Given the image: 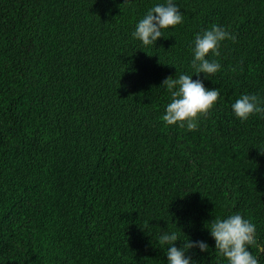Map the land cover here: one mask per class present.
I'll use <instances>...</instances> for the list:
<instances>
[{
  "label": "trees",
  "instance_id": "16d2710c",
  "mask_svg": "<svg viewBox=\"0 0 264 264\" xmlns=\"http://www.w3.org/2000/svg\"><path fill=\"white\" fill-rule=\"evenodd\" d=\"M164 3L0 0V264H168L158 237L176 228L175 247L208 245L193 264H226L206 227L232 214L264 246V115L231 108L264 101V0H174L183 22L143 46L136 24ZM213 24L236 41L197 76ZM181 74L220 91L194 131L161 119Z\"/></svg>",
  "mask_w": 264,
  "mask_h": 264
},
{
  "label": "clouds",
  "instance_id": "9594fccd",
  "mask_svg": "<svg viewBox=\"0 0 264 264\" xmlns=\"http://www.w3.org/2000/svg\"><path fill=\"white\" fill-rule=\"evenodd\" d=\"M131 0H124L127 5ZM183 22V14L174 0H166L147 11L138 21L132 37L139 40L143 46H154L163 37V30L174 28ZM236 41L235 35L225 27L213 24L210 29L196 34L191 67L195 75L214 76L221 70V64L209 57H219L221 46L225 41ZM174 47V46H173ZM242 70V69H241ZM235 71V69H233ZM193 75L181 74L178 78L168 77L162 85L171 94V101L166 106L162 121L168 126L194 131L202 117H207L220 99L219 89H206L201 80H193ZM232 112L241 122L251 116L264 115V101L256 94H243L231 105ZM176 228V227H175ZM206 229L215 241V251L223 257L226 264H260L259 255H254L249 249L256 248L258 253H264V246L258 243L256 225L240 214H232L227 218H216L208 223ZM182 232L162 231L158 243L166 246L168 264H193L186 252L198 248L207 252L208 245L204 241L190 242L188 239L181 248L174 245L180 239ZM183 235V234H182Z\"/></svg>",
  "mask_w": 264,
  "mask_h": 264
}]
</instances>
